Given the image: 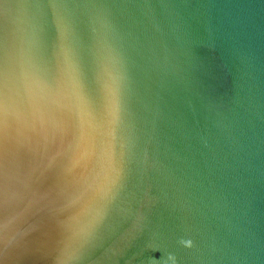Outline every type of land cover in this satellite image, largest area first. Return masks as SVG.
<instances>
[{"label": "water", "instance_id": "obj_1", "mask_svg": "<svg viewBox=\"0 0 264 264\" xmlns=\"http://www.w3.org/2000/svg\"><path fill=\"white\" fill-rule=\"evenodd\" d=\"M0 264H264V0H0Z\"/></svg>", "mask_w": 264, "mask_h": 264}]
</instances>
